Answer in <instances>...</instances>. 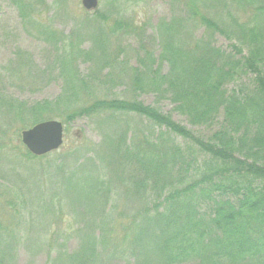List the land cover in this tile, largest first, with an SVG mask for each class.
Instances as JSON below:
<instances>
[{"label":"trees","instance_id":"1","mask_svg":"<svg viewBox=\"0 0 264 264\" xmlns=\"http://www.w3.org/2000/svg\"><path fill=\"white\" fill-rule=\"evenodd\" d=\"M8 1L59 52L53 63L64 86L56 99L34 104L0 95V155L47 159L30 153L20 132L52 118L90 119L102 140L47 161L66 173L63 198L86 204L84 211L73 205L82 217L74 222L76 248L65 240L22 242L0 218V264H19L20 248L32 245L46 248L47 264H264V0H171L179 14L160 18L151 33L148 23L107 24L106 14L85 10L68 36L33 23L45 0ZM92 21L94 31L86 26ZM127 35L137 43L136 66L122 44ZM219 35L228 49L215 44ZM87 37L94 44L85 50ZM18 56V67L29 70V59ZM79 59L92 65L86 76ZM108 87L123 89L109 95ZM142 93L155 103L142 102ZM164 100L193 127L222 118L219 129L196 135L162 111ZM147 126L158 133L150 137ZM34 173L51 179L41 166ZM2 206L12 217L15 207Z\"/></svg>","mask_w":264,"mask_h":264},{"label":"rangeland","instance_id":"2","mask_svg":"<svg viewBox=\"0 0 264 264\" xmlns=\"http://www.w3.org/2000/svg\"><path fill=\"white\" fill-rule=\"evenodd\" d=\"M120 1L123 4L119 6L118 2L111 4V0H99L97 9L102 14H106L104 23L111 24L116 19L126 18L135 24L148 23V32L151 33L154 32L160 18H170L180 12L179 7L173 5L171 0ZM41 10L39 14L35 15L34 19L37 20H33V23L40 22L43 25H48L64 36L70 35L78 26H82V20L86 15L81 0H45V6ZM86 26L94 31L97 25L92 21L89 26ZM202 32L203 29H199L196 34L201 35ZM93 44V41L87 37L84 38L81 47L87 50L93 48ZM122 44L127 48L126 55L130 65L136 66L137 53L134 49L137 47V43L135 39L127 35L122 38ZM215 44L223 49L229 48V41L221 35L216 36ZM115 46L116 40L115 42L111 41L109 49H113ZM18 54L22 58L29 59L28 61L31 62L29 70L18 67L20 61ZM58 55L59 52H56V48L44 40L35 25L24 21L19 10L11 5L8 0H0V95L12 97L27 104L56 99L62 94L64 86L58 68L53 63L54 57ZM77 64L82 75L86 76L91 72L92 65L90 62L79 59ZM165 69L166 67H164ZM106 72L107 70L103 71V74ZM243 79L249 80L248 77ZM122 89L121 87L119 89L108 87L103 90L109 95L115 93L118 96ZM138 98L145 104L155 103V96L152 93H142ZM160 107L165 113H170L174 120L187 125L196 135L204 139L219 129L222 120L219 118L215 124L209 126L193 127L184 116L174 111V105L169 100L162 101ZM52 119L61 121L58 118ZM144 126H146L145 123ZM158 131L148 126L146 128V132H150V137H154ZM174 138L185 150L186 147L190 146V143L182 137L174 136ZM101 140L102 135L95 124L90 119L79 118L74 122L65 124L63 146L60 150L48 154L47 159L29 160L20 152L12 156L5 153L0 155V174L4 179V187L0 186V205H4L3 208L15 207L12 209L15 211L12 217L7 214L8 209L0 210V218L10 227V230L17 234L22 242L26 236L32 237L33 243H39L38 239L48 242L50 240L54 242L55 240H65L69 250L72 251L76 248L78 238L74 233L76 228L74 222L81 221L82 217L76 213L73 205H77L78 210L84 211L82 206L86 207V204L76 203V199H73L72 196L68 199L63 198L67 189L60 187V183L66 173L59 174L55 166L48 164L47 161L57 160L61 155L72 152L81 144H99ZM68 161L69 165L75 164L72 158ZM38 166L49 173L51 179H44L42 182L37 180L34 169ZM43 191L45 194L39 197ZM54 195L58 198L53 199ZM121 201L119 202V209L121 208ZM85 214L87 217L97 218L88 210L85 211ZM45 249H39V245L28 246V250L21 247L19 264H47ZM119 264H123V262Z\"/></svg>","mask_w":264,"mask_h":264},{"label":"water","instance_id":"3","mask_svg":"<svg viewBox=\"0 0 264 264\" xmlns=\"http://www.w3.org/2000/svg\"><path fill=\"white\" fill-rule=\"evenodd\" d=\"M81 3L86 10H94L99 0H81ZM21 141L33 155H46L63 145L64 124L55 119L39 122L21 132Z\"/></svg>","mask_w":264,"mask_h":264}]
</instances>
